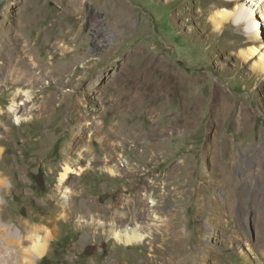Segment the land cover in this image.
<instances>
[{"label":"rangeland","instance_id":"obj_1","mask_svg":"<svg viewBox=\"0 0 264 264\" xmlns=\"http://www.w3.org/2000/svg\"><path fill=\"white\" fill-rule=\"evenodd\" d=\"M226 1L0 0V264H264V6Z\"/></svg>","mask_w":264,"mask_h":264},{"label":"bare ground","instance_id":"obj_2","mask_svg":"<svg viewBox=\"0 0 264 264\" xmlns=\"http://www.w3.org/2000/svg\"><path fill=\"white\" fill-rule=\"evenodd\" d=\"M234 0H227L226 1V4L225 5H229V4H232V2H233ZM262 5L264 6V0L262 1ZM209 8H213V5L212 6H210ZM246 8V7H245ZM262 8V7H261ZM236 9H240V6L238 7H236ZM242 10H243V12H241L240 14H238V13H234V12H231V11H229V10H227V9H222V13H221V15H222V17H224V18H227V17H229V16H232L233 17V21L235 22V23H241V19L243 20L245 17H244V15L246 14V13H251V12H254V10L253 9H250V8H248V10H244V8H242ZM252 10V11H251ZM240 11H241V9H240ZM238 12V11H237ZM260 12H261V10H260ZM263 13V12H262ZM219 14V13H218ZM217 14V15H218ZM117 15V14H116ZM127 15V14H126ZM121 17V16H120ZM254 17V16H253ZM124 18V17H123ZM251 18V17H250ZM258 23V22H257ZM248 28H247V31L248 32H250L251 33V31H249L250 30V27L249 26H247ZM258 39H262V37H258ZM152 57V56H151ZM149 62V61H148ZM150 63H152V62H150ZM144 64V63H143ZM146 66V65H145ZM149 66V65H148ZM135 68V67H134ZM132 69V68H131ZM133 70V69H132ZM131 70V71H132ZM145 70V69H144ZM152 70V69H151ZM157 70V69H156ZM155 70V71H156ZM130 71V70H129ZM153 72V71H152ZM155 73V72H154ZM136 75V74H135ZM133 78V77H132ZM136 78V77H135ZM132 81H133V79H132ZM157 81V80H156ZM160 81H161V79H160ZM133 85V84H132ZM158 86H159V84H158ZM20 121V117L19 116H17L16 117V122H19ZM75 171V169L72 167V166H70L69 164H65L64 165V167H63V170H62V173H61V177H60V179H59V185L61 186L63 183H64V181L66 180V178L69 176V174L70 173H73ZM5 188V185H4V183H3V181H2V179H0V189L2 190V189H4ZM66 195H64V197H65ZM65 199H66V197H65ZM64 201H66V200H64ZM26 223V222H25ZM24 223V224H25ZM24 229H25V231L27 232V234L28 233H32V232H36V231H38V230H40L41 228L40 227H38V226H34L33 227V225L32 226H30L29 224H25L24 225ZM113 231H115V232H113L114 233V235H115V238L116 239H118L120 242H122V243H125V244H133V243H138V242H141V241H143L145 238H146V236H145V234H143L142 232H140V230H137V229H132L131 227H127L123 232L122 231H116V230H113ZM21 234H22V231H21ZM38 236V235H37ZM27 239V238H26ZM30 238H28V240H29ZM35 242L33 243V246H35V247H33V249H34V252L36 253V255H38V254H40V253H42V251L44 250V247H45V243L42 241V238H41V236L39 235L38 237H35ZM12 240V239H11ZM21 240V239H20ZM31 240V239H30ZM18 242V241H17ZM21 245V244H20ZM25 249V248H24ZM24 249H23V251H24ZM25 253V252H24ZM23 256H25V254L23 255ZM33 257L34 256H32V254H27V256H26V263H29L30 261H32V259H33Z\"/></svg>","mask_w":264,"mask_h":264}]
</instances>
